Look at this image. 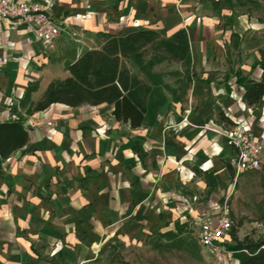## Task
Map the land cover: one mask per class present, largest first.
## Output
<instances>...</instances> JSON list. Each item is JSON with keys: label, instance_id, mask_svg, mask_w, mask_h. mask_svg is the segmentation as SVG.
<instances>
[{"label": "crops", "instance_id": "obj_1", "mask_svg": "<svg viewBox=\"0 0 264 264\" xmlns=\"http://www.w3.org/2000/svg\"><path fill=\"white\" fill-rule=\"evenodd\" d=\"M245 3L59 0L55 18L67 21L82 39L72 50H58L61 59L55 63L48 61L51 53L69 36L49 49L35 44L28 50L35 51L40 67L29 72L12 63L0 66V103L14 88L25 90L13 112L34 124L27 145L0 169V264H86L101 237L117 233L141 240L160 234L171 243L194 224L204 198H210L207 205L219 204L234 157L219 135L231 128L222 117H248V110L256 116L264 102L248 108L242 101L244 88L237 84L241 78L259 80V56L253 61L243 54L236 57V69L226 74L231 69L223 53L233 32L221 21L249 15ZM143 30L165 40L185 30L191 53L190 66L176 63L188 72L185 85L163 79L167 101L153 123L133 129L117 121L108 105L54 104L45 111L33 110L53 81L69 76L67 63L101 49L111 37ZM23 35L15 33L13 40L20 42ZM32 85L37 89L26 98ZM253 131L260 133L257 127Z\"/></svg>", "mask_w": 264, "mask_h": 264}, {"label": "trees", "instance_id": "obj_2", "mask_svg": "<svg viewBox=\"0 0 264 264\" xmlns=\"http://www.w3.org/2000/svg\"><path fill=\"white\" fill-rule=\"evenodd\" d=\"M168 61L191 64L189 38L185 30L165 40L153 30L131 32L125 36L111 37L101 49L83 53L75 62L66 64L69 76L65 80L53 81L43 98L33 107L34 111L47 110L54 104L69 107L108 105L113 108L117 121L128 123L133 129L153 123L157 113L166 103L163 82L151 72L159 63ZM136 66L151 79L143 82L131 69ZM259 80L241 78L237 81L244 88L243 103L248 108L257 107L264 99V59L259 61ZM37 89L32 85L26 98ZM25 98V99H26ZM231 128L236 124L223 116ZM29 141V132L21 122H0V169L4 161L23 149ZM228 171L235 177V172ZM184 231L179 229L178 236ZM177 236V237H178ZM179 238L171 242L178 245ZM240 264H264V233L254 240L247 236L235 246H228Z\"/></svg>", "mask_w": 264, "mask_h": 264}, {"label": "rangeland", "instance_id": "obj_3", "mask_svg": "<svg viewBox=\"0 0 264 264\" xmlns=\"http://www.w3.org/2000/svg\"><path fill=\"white\" fill-rule=\"evenodd\" d=\"M246 2L244 10L248 11L249 15L246 14L244 18L221 21L223 27L233 32L228 37L230 43L223 53L231 69V72L227 71L226 74L234 72L236 69V67H232L234 60L242 54L244 58L251 61L254 60L253 56L264 59V0H246ZM80 39L82 37L78 36L59 42L58 48H55L48 59L49 63L60 61L58 50L63 48L72 50V46H75L77 40ZM162 63L154 66L158 67L159 73L154 71V67L151 72L158 76L162 82L167 80L176 82L178 86L185 85L188 72L182 65L172 62ZM241 64L245 65V62L242 61ZM134 67L137 70L135 75L141 77L143 82L150 84L151 79L148 75L136 66ZM41 69L39 68V70ZM214 72L224 74V71ZM235 90L236 87H234ZM233 96L234 102L239 104V94L234 92ZM254 115L252 111L248 110V117H239L233 121L250 125L252 132L257 127L260 129V133L257 135L264 136V102L260 113ZM228 130V128L223 130L219 135L223 137V145L230 147L225 134ZM230 170L233 172L232 169ZM209 200V196L204 198L205 204L199 207V214L195 218L200 217L203 213L212 212V206L207 205ZM225 202H227L228 215L233 224L228 246H235L236 242L243 241L247 236L257 240L264 233V156L259 170L244 172L239 177L230 176V179L228 177L227 190L223 198L219 199L218 205L223 206ZM197 233L198 228L195 224L188 225L182 237L179 238L178 245L180 247L166 243L160 234H151L142 240L119 233L101 237L98 245L92 251L93 256L87 259L88 263L86 264H240L232 254L228 255L226 261H221L201 248L197 241Z\"/></svg>", "mask_w": 264, "mask_h": 264}, {"label": "built area", "instance_id": "obj_4", "mask_svg": "<svg viewBox=\"0 0 264 264\" xmlns=\"http://www.w3.org/2000/svg\"><path fill=\"white\" fill-rule=\"evenodd\" d=\"M59 0H0V66L12 63L18 69L29 72L32 66L40 67L36 61L35 44H41L44 48L52 46L62 37L71 39L78 37L69 28L67 21L57 20L54 16V8ZM23 33L20 42L13 40V34ZM31 82L26 77V84ZM25 96V90L14 88L12 94L0 103L3 111L0 114V122L16 121L24 124L29 132L33 122L27 123L17 113L13 112L16 101H21ZM26 118V116H24ZM236 126L225 132L227 142L234 151L231 166L235 177L248 171L259 170L264 156V136H256L250 125L234 121ZM194 201L198 198L193 197ZM187 206L190 208L189 202ZM227 202L223 206H212V212L203 213L194 219L198 228L197 241L201 248L221 261H226L232 254L227 249L230 241L233 224L227 211Z\"/></svg>", "mask_w": 264, "mask_h": 264}]
</instances>
